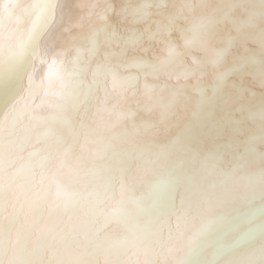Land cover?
Masks as SVG:
<instances>
[{
	"label": "snow or ice",
	"instance_id": "1",
	"mask_svg": "<svg viewBox=\"0 0 264 264\" xmlns=\"http://www.w3.org/2000/svg\"><path fill=\"white\" fill-rule=\"evenodd\" d=\"M0 0V264H264V0Z\"/></svg>",
	"mask_w": 264,
	"mask_h": 264
},
{
	"label": "bare ground",
	"instance_id": "2",
	"mask_svg": "<svg viewBox=\"0 0 264 264\" xmlns=\"http://www.w3.org/2000/svg\"><path fill=\"white\" fill-rule=\"evenodd\" d=\"M63 2L74 7L66 11L58 25L45 38V43L50 42L56 47L60 46L61 38H67L79 30L82 19L86 18L93 5L104 3L106 0H63ZM110 2L120 3L121 0H110Z\"/></svg>",
	"mask_w": 264,
	"mask_h": 264
}]
</instances>
